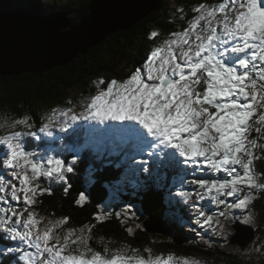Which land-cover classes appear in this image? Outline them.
<instances>
[{"label": "snow or ice", "instance_id": "snow-or-ice-1", "mask_svg": "<svg viewBox=\"0 0 264 264\" xmlns=\"http://www.w3.org/2000/svg\"><path fill=\"white\" fill-rule=\"evenodd\" d=\"M193 11L196 15L187 26L171 32L129 76L99 79L95 82L97 92L80 102L82 111L53 109L38 131L50 137L54 125L67 132L79 121L102 125L120 122L142 144L159 149L157 155L166 153L169 160L191 168L194 178L190 183L203 190L198 194L201 200L207 197L229 210H247L244 222L251 223L256 190L264 193V173L255 170V161L264 158V143L258 142L264 140V0H217L200 3ZM157 35L153 32L152 38ZM30 120L28 115L10 124L5 120L0 129L18 125L31 129ZM25 135L36 133L11 131L0 135V145L7 149L0 163L11 169L13 180L19 181L17 186L0 175V202L8 204L0 206V233L4 239L35 249L23 250L21 259L26 264H174L177 259L181 264H199L172 254L153 255L147 248L143 250L146 256L129 246L109 249L105 245L103 252L97 251L89 246L95 225L68 228L63 236L58 234L57 229L69 217L49 220L50 226L42 230L39 225L44 218L32 206L37 203L38 192L51 194V190L41 189L36 181L41 176L65 180L64 173L74 168L52 156L36 159L21 142ZM197 172L202 174L197 176ZM217 173H225L227 178H215ZM9 192L10 200L17 203L22 194L23 209L18 211L9 203L5 195ZM221 197L235 199L226 204ZM86 199L81 192L76 203ZM197 210L203 217L202 223L197 221L202 227L210 226L214 219L223 227L213 214L198 205ZM95 218L98 222L103 219L100 214Z\"/></svg>", "mask_w": 264, "mask_h": 264}, {"label": "trees", "instance_id": "trees-1", "mask_svg": "<svg viewBox=\"0 0 264 264\" xmlns=\"http://www.w3.org/2000/svg\"><path fill=\"white\" fill-rule=\"evenodd\" d=\"M43 1L0 0V6L6 9H17L21 6L36 7L48 15L69 13L70 21L79 24L82 19L89 16L88 6L92 0ZM216 2L217 0H162L158 8L133 26L132 30L111 35L100 46L90 49L85 55H80L67 67L42 74L28 73L7 78L0 76V113L16 119L28 112L31 117L29 122L33 127L21 128L23 131L36 133L35 136L26 135L22 138L26 150L35 153L36 159L46 160L48 156H52L63 159L66 166L71 165L74 168L73 172L64 173L65 180L42 176L36 181L41 189L51 190V194L38 192L37 203L32 206L38 216L44 218L42 222L48 224L49 220L55 222L58 218L69 217L68 222L63 225V230L68 228L79 230L85 225H95L92 229L97 230L96 240L100 235L104 236L107 246L128 241L132 242L134 248L142 251L146 248L159 247L182 250L179 244L170 239L171 235L148 232L145 228H140V225L147 219H158L171 227L172 234L187 237L177 225L180 215L174 195L175 190L181 187L180 182L184 180L188 171L184 174V170L180 169L175 161L169 160L166 153L155 157L147 153L142 154L139 146L130 141L124 140L127 142L123 145L120 137H115L114 133L119 134L117 130H104L103 135L108 138H104L100 146L101 140L95 137L99 131L97 132V128L92 126L94 131L91 132L77 129L64 136L52 133L50 137L40 133L38 129L47 122L45 114L52 112L53 109L67 107H72L74 110L82 109L80 102L97 92L95 82L99 79L112 80L118 69L124 65L130 69L142 65L160 41L169 38L171 32L180 30L179 26L183 22L172 14L178 7L187 11L189 21L194 15L192 10L195 6L200 3ZM153 31L158 33L155 38H152ZM71 92L75 93V97L71 96ZM6 151L5 146L1 145L0 160ZM257 167L258 173H264V158L257 161ZM10 173L11 169L5 168L0 163V175H4L7 180H12L19 186L18 181L13 180ZM81 192L87 196V200L78 204L76 201ZM5 195L9 196V203L12 206L19 207L16 208L17 210L25 207L22 198L17 203L10 200V192ZM108 199L118 200L122 204L116 205L113 214L108 215L109 218L105 222H98L95 217L99 214V209L109 201ZM0 205L8 207V204L2 202ZM123 205L127 206L126 210L129 212L131 210L138 212L142 217L141 219L138 216L135 221L137 223L135 236L128 231L131 226L127 223L125 225L122 223L123 220H120L121 217L130 218L128 214L127 216L120 214ZM252 209L255 214L264 213V193L258 196ZM251 227L254 228L255 237L249 246L258 241L260 235L258 228ZM152 234H158L155 236L158 239L156 242L152 240L154 237ZM167 238L171 242L163 241ZM93 245L95 250L103 252V245L96 241ZM17 247L21 251L11 253L6 251L7 248ZM25 249L35 252L34 248L20 241L4 239L3 233H0V264H26V261L21 259ZM190 249L200 250L195 245L190 246Z\"/></svg>", "mask_w": 264, "mask_h": 264}, {"label": "water", "instance_id": "water-1", "mask_svg": "<svg viewBox=\"0 0 264 264\" xmlns=\"http://www.w3.org/2000/svg\"><path fill=\"white\" fill-rule=\"evenodd\" d=\"M162 0H92L89 16L73 24L69 13L48 15L39 8L0 6V76L42 74L67 67L80 55L100 46L120 31H130L155 11ZM148 232L169 236L170 226L152 219ZM232 243L247 248L254 228L238 223ZM177 244L180 242L175 239Z\"/></svg>", "mask_w": 264, "mask_h": 264}, {"label": "rangeland", "instance_id": "rangeland-1", "mask_svg": "<svg viewBox=\"0 0 264 264\" xmlns=\"http://www.w3.org/2000/svg\"><path fill=\"white\" fill-rule=\"evenodd\" d=\"M43 2H46V0H44ZM186 12L187 11L184 10L182 7L180 8L178 7L175 12H172V14L177 16L176 18L177 20H180L183 22L179 26L180 30H182L184 27L187 26L188 13ZM192 12L194 13V15H196V13L193 10ZM153 32H156V31H153ZM161 42L162 41H160V43ZM134 69H130L129 67H127V65H124L120 69H118V71L116 72L117 74L115 75L114 78L118 80H122L125 77L129 76ZM71 96L75 97V93L71 92ZM75 111L79 112V111H82V109H76ZM50 114L51 112L46 113L45 116L48 117ZM25 115L29 116V113L26 112L24 116ZM47 117H46V120H47ZM13 119L15 118L9 117L5 113H0V123H3L6 120L10 124ZM59 119L63 120L64 118L60 117ZM112 124H118L122 126L123 131L126 130L125 126L122 125L120 122L110 121V122H107V124L102 125L95 121H79L76 124H72L67 132H61L57 125H54L51 128V131L52 133H58L60 134V136H64V135L70 134L73 130H77V129H84V130L86 129L88 132H91V131H94L92 127H95L97 128L96 129L97 132L99 131L98 135H96L95 137L96 139L101 140L99 143V145L101 146L103 139L108 138L107 136H104L103 134L105 131L108 130L110 126H112ZM23 127L24 126L22 125L20 126L18 125L15 128H8L6 126L5 128L0 129V135L6 134L11 131L26 132L21 129ZM114 134L116 138L120 137L121 142H123V145L127 141H130L132 142V144L139 146L138 148L141 149L142 154L147 153L148 155H151L152 153L153 156L156 157L157 155L156 153L160 151L159 149L151 148L149 145L142 144L137 138H135L134 136L130 134L125 135V136L123 135V133L118 134L116 132ZM252 135L255 136V133L253 132ZM22 138H21V142L23 141ZM109 139L113 143V139L111 137ZM124 140H127V141H124ZM258 142L264 143V140H261ZM256 151H257V154H259V149H257ZM257 161H255V170L258 173ZM178 165L180 169L183 170L182 167H184L185 171H188L187 174H185L184 176V180L180 182L181 187H178L175 190V195H174V201H175V204L178 205V208H179L178 214L180 215L177 225H178V228L181 229L187 237L183 238V237H179L174 234H171L170 236L171 237L170 239H173L172 240L173 242L175 239H177L180 242V247L182 248V250L169 248V247H161V248L159 247L155 249L147 248V249H151L153 255L159 254V255H162L163 257H167L169 254H172L175 258L186 257L189 259V261H198L199 264H235L234 262H241L242 264H264V213L255 214L254 210L251 209L252 214L254 216V220L251 223H246L260 230V235L257 239L258 241L253 242L247 248H241L239 245L233 244L232 238L237 234L235 225L238 223H245L244 218L248 215V211L241 210V209H235V208L229 210L228 208H226L225 205H217L211 202L207 197L201 200L198 194L202 193L203 190L199 189L198 185H193L190 183V181L194 178L191 175L192 169L188 168L187 166L183 164H178ZM201 174L202 173L197 172V176H200ZM215 178L223 179V178H227V175L225 173H217L215 174ZM17 183H19V181ZM20 195L22 198V194ZM260 195H262V192H260L259 190H256V199ZM221 198L226 201V204L233 203L235 199L234 197H221ZM256 199L254 200V203L256 202ZM117 201L113 199L109 200L105 205H103L99 209V214L103 217V219L101 220L102 222H105L109 218L108 215L113 214L114 209L116 208V205L118 206V204L119 205L122 204V203H119V201L118 202ZM197 205L199 206L200 209H203L206 213L213 214L214 217L218 218L221 221V224L223 225V227L221 228L220 225H217L215 219L213 220L210 226L202 227L200 223H197L198 220L201 223L203 221V217H200L198 215ZM126 207L127 206L123 205L122 207L123 209L120 210L121 211L120 214L126 215V216L128 214L130 218L126 219L124 217H121L120 220L121 221L123 220L122 223H124L125 225L127 223L129 226H131V228H129L131 229L130 234L135 236V232H136L135 229L137 228V223L135 221H137V217L140 216V214H138V212H133L132 210L131 212H129V210H126L127 209ZM15 208H19V207L16 206ZM220 213H224V215H220ZM24 215L27 216V213H25ZM149 222H151L150 219L145 220L140 225V228L142 229L146 228V224H148ZM48 226H50L49 223L46 224L45 222H41V224L39 225V227L42 230ZM18 227H22V225ZM62 228L63 226L60 229H57L58 234L61 236L65 234ZM96 233H97V230L95 231L92 229V239L89 241V246L92 247L93 249H95L93 245L94 241H96L97 243L103 246L107 245V242L104 241V236L100 235L99 239L96 240L97 238ZM77 234H79V231H77ZM152 235H154V237H152L153 238L152 240L156 242V240L158 239L155 236H158V234H152ZM170 239L167 238V239H164V240L162 239V240L166 242H171ZM131 243L132 242H128V241H125L124 243H113L112 246L108 245V248L109 249H119V248H124L125 246L134 248ZM192 245H195L200 250L198 251L197 249L191 250L190 246ZM136 249H139V248H136ZM138 254H142L145 256L147 255V253L142 250ZM174 264H181V262L177 259L174 261Z\"/></svg>", "mask_w": 264, "mask_h": 264}, {"label": "bare ground", "instance_id": "bare-ground-1", "mask_svg": "<svg viewBox=\"0 0 264 264\" xmlns=\"http://www.w3.org/2000/svg\"><path fill=\"white\" fill-rule=\"evenodd\" d=\"M34 7V6H33ZM77 19V18H76ZM75 20V19H74ZM89 52V51H88ZM138 127V126H137ZM122 129V126H120V125H118V124H112V126H110L109 127V129L112 131V130H117L120 134L121 133H123V135L125 136V135H129L130 133L127 131V130H125V131H123V129ZM121 130V131H120ZM131 135V134H130ZM175 166V165H174ZM183 168V170H184V174L186 173V171H185V168L184 167H182ZM174 202V201H173ZM174 209V208H173ZM150 213V212H149ZM152 215V214H151Z\"/></svg>", "mask_w": 264, "mask_h": 264}]
</instances>
